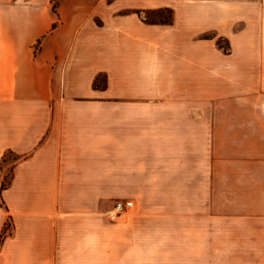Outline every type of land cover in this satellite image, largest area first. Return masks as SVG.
Here are the masks:
<instances>
[{"label": "crops", "instance_id": "0c3cea01", "mask_svg": "<svg viewBox=\"0 0 264 264\" xmlns=\"http://www.w3.org/2000/svg\"><path fill=\"white\" fill-rule=\"evenodd\" d=\"M158 9L172 24L139 14ZM225 30L227 56L203 39ZM162 57L202 76L206 59L236 74L258 60L264 92V0H0V264H94L62 222L82 189L141 186L136 165L173 128L157 118ZM236 123L264 148V115Z\"/></svg>", "mask_w": 264, "mask_h": 264}, {"label": "rangeland", "instance_id": "374dc122", "mask_svg": "<svg viewBox=\"0 0 264 264\" xmlns=\"http://www.w3.org/2000/svg\"><path fill=\"white\" fill-rule=\"evenodd\" d=\"M170 12L139 14L152 25H168ZM223 32H208L203 39L214 40L216 51L227 56L232 44L228 31ZM216 62L206 59L202 76L185 61L158 59L157 100L167 104H158L157 118L171 119L172 131L157 140L156 155L141 156L136 165L141 186L82 189L77 212L62 222L76 231L75 243L84 245L78 259L94 264H264V148L258 134L245 136L244 124L236 123L264 115L259 61L238 60L242 70L237 74L225 66L210 70ZM96 81V88L106 87L105 76ZM119 201L134 205L113 220L108 213Z\"/></svg>", "mask_w": 264, "mask_h": 264}, {"label": "built area", "instance_id": "2783aa9c", "mask_svg": "<svg viewBox=\"0 0 264 264\" xmlns=\"http://www.w3.org/2000/svg\"><path fill=\"white\" fill-rule=\"evenodd\" d=\"M133 205V201H119L116 203L114 209L108 213V215L111 219L114 220L121 212L130 209L131 207H133Z\"/></svg>", "mask_w": 264, "mask_h": 264}, {"label": "trees", "instance_id": "16d2710c", "mask_svg": "<svg viewBox=\"0 0 264 264\" xmlns=\"http://www.w3.org/2000/svg\"><path fill=\"white\" fill-rule=\"evenodd\" d=\"M170 13H171V12H170ZM145 21H146V23H148V24H154L152 21H147V19H145ZM170 21H171V19H170ZM95 85H96V87H98V86H97V81H96ZM2 189H4V185H3Z\"/></svg>", "mask_w": 264, "mask_h": 264}]
</instances>
